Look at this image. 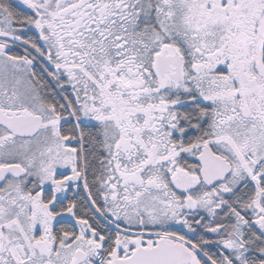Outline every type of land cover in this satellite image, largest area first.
I'll use <instances>...</instances> for the list:
<instances>
[{"label":"snow or ice","instance_id":"obj_1","mask_svg":"<svg viewBox=\"0 0 264 264\" xmlns=\"http://www.w3.org/2000/svg\"><path fill=\"white\" fill-rule=\"evenodd\" d=\"M0 264H264V0H0Z\"/></svg>","mask_w":264,"mask_h":264}]
</instances>
